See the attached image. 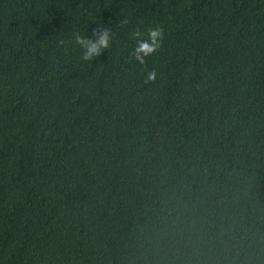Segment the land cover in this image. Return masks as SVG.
I'll use <instances>...</instances> for the list:
<instances>
[{
  "label": "trees",
  "instance_id": "1",
  "mask_svg": "<svg viewBox=\"0 0 264 264\" xmlns=\"http://www.w3.org/2000/svg\"><path fill=\"white\" fill-rule=\"evenodd\" d=\"M0 264H264V0H0Z\"/></svg>",
  "mask_w": 264,
  "mask_h": 264
},
{
  "label": "clouds",
  "instance_id": "2",
  "mask_svg": "<svg viewBox=\"0 0 264 264\" xmlns=\"http://www.w3.org/2000/svg\"><path fill=\"white\" fill-rule=\"evenodd\" d=\"M122 25L129 23L125 18L120 21ZM165 31L162 26L150 27L147 32L135 30L132 38L136 40V46L130 51V60H135L141 65L146 64V58L156 54L163 46ZM114 33L112 28L105 27L101 24L97 28L92 29V37L81 35L79 32L74 33V45L79 46L82 50L81 59L91 62L101 56L105 50L112 47ZM71 42V41H70ZM61 44L65 41L61 40ZM158 78L156 70H150L145 77V83L155 82Z\"/></svg>",
  "mask_w": 264,
  "mask_h": 264
}]
</instances>
